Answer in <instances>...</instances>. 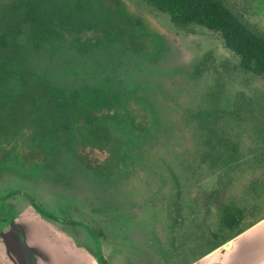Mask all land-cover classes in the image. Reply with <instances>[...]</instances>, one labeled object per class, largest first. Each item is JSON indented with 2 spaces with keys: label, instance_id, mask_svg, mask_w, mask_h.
Returning <instances> with one entry per match:
<instances>
[{
  "label": "rangeland",
  "instance_id": "obj_1",
  "mask_svg": "<svg viewBox=\"0 0 264 264\" xmlns=\"http://www.w3.org/2000/svg\"><path fill=\"white\" fill-rule=\"evenodd\" d=\"M32 1L71 40L58 29L42 46L16 35L0 58V96L49 85L56 108L70 113L72 139L52 166L20 168L15 153L1 163L0 264H35L43 255L27 239L60 246L55 232L100 249L109 264H201L221 255L232 239L215 246L224 208L245 211L244 230L264 213V79L241 70L219 35L176 27L142 0H117L122 14L116 0ZM222 1L264 34V0ZM123 14L139 21L145 47L124 39L131 23ZM125 93L146 106V129L125 112ZM27 209L45 226L18 223L31 218ZM51 252L49 264H69ZM229 258L264 264V234Z\"/></svg>",
  "mask_w": 264,
  "mask_h": 264
},
{
  "label": "trees",
  "instance_id": "obj_2",
  "mask_svg": "<svg viewBox=\"0 0 264 264\" xmlns=\"http://www.w3.org/2000/svg\"><path fill=\"white\" fill-rule=\"evenodd\" d=\"M142 1L157 12L167 15L170 22L176 27L198 26L219 35L225 47L238 57V67L241 70L264 79V34L247 26L222 0ZM101 4L99 3V6ZM117 5L121 12V5L118 1ZM31 11L35 13L32 16L29 14ZM42 11H44V6L39 1L0 0V58L7 53L9 44L14 45V38L20 33H25L30 39L32 38L33 44L39 46H42L43 40H47L46 34L51 32L53 36L57 34V29L61 31L59 35L62 38L67 34L68 36L72 34L70 29L62 26L61 21L50 19L46 15L37 16ZM123 16L131 23V31L124 39L132 41L136 46L145 47V38L134 30L139 21H135L126 14ZM67 38V40H71L70 36ZM130 41H128L129 44H131ZM56 107L52 88L41 82L26 85L22 91L14 95L0 96V165L12 153L19 157L16 160L18 166L28 170H35L42 166L49 167L56 162L59 156L55 151L57 147L60 148L59 146H63L65 141L72 139L70 113L59 111ZM123 108L128 117L132 119L134 126L139 129L148 127L146 113L142 111L146 106L142 105L132 93H125ZM98 133L96 131V134ZM165 137L162 133L156 136L159 140H163ZM220 144L221 142L218 140L217 144L212 146L215 147L214 149L218 146L215 150L217 155H221L219 146L222 144ZM234 150L235 148L232 147V151ZM127 156L125 154L123 158H127ZM133 156L135 155L133 154ZM31 203L44 217L52 218L51 215L43 212L33 200ZM244 218L245 211L243 209L224 208L219 228V232L222 233V241L215 246L244 231L241 226ZM262 219H264V213L256 216L251 225ZM92 229L91 233L94 238L102 236V230L99 227L97 229V226H93ZM214 237H218V235L214 234ZM93 255L98 264H109L100 249L94 251Z\"/></svg>",
  "mask_w": 264,
  "mask_h": 264
},
{
  "label": "crops",
  "instance_id": "obj_3",
  "mask_svg": "<svg viewBox=\"0 0 264 264\" xmlns=\"http://www.w3.org/2000/svg\"><path fill=\"white\" fill-rule=\"evenodd\" d=\"M26 212L31 216L29 219H18V223L26 225L25 227L29 229V225L31 223H37L39 225L45 226L44 220L41 218H37L33 215H31L30 210H26ZM37 216V215H36ZM22 217V216H21ZM23 218V217H22ZM63 234V232H62ZM62 234H58L55 232L56 238L59 243H61L60 246L54 245L49 246L47 244L38 242L31 238L29 236V239H27L31 244H33L35 250L39 251L43 255V257L36 256L35 264H42V261L44 264H49L51 261L50 255H53L51 252V249L55 251V254L62 255V256H68L67 261L70 263L75 262L76 264H79L81 262L90 263V264H98L97 259L93 255V252L87 251L83 246L77 244L74 239L64 236ZM264 234V219L254 224V226L248 228L247 230L242 231L240 234L236 235L230 240L229 246L219 255L218 257H214L211 254H208L203 259L204 261H200L201 264H232L230 260V255L236 251L238 248H242L244 250H247L249 247V244L256 239L257 237ZM101 252V251H100ZM102 253V252H101ZM40 254V255H41ZM103 255V254H102ZM104 256V255H103ZM217 256V255H216ZM209 258V259H208ZM44 259V260H42ZM206 260V261H205ZM94 262V263H91ZM68 264V263H67Z\"/></svg>",
  "mask_w": 264,
  "mask_h": 264
}]
</instances>
